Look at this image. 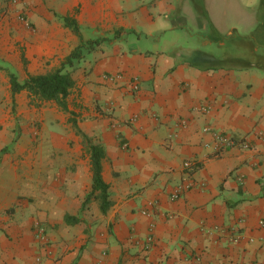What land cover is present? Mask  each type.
I'll return each mask as SVG.
<instances>
[{"label": "crops", "instance_id": "obj_1", "mask_svg": "<svg viewBox=\"0 0 264 264\" xmlns=\"http://www.w3.org/2000/svg\"><path fill=\"white\" fill-rule=\"evenodd\" d=\"M230 4L252 28L223 23ZM66 14L82 39L105 40L70 69L62 113L12 93L8 73L22 81L60 64L80 40L57 17ZM115 72L123 79L103 78ZM257 131L264 0H0V264H264ZM213 132L250 145L216 149ZM83 135L105 153L104 212L96 198L82 203Z\"/></svg>", "mask_w": 264, "mask_h": 264}, {"label": "trees", "instance_id": "obj_2", "mask_svg": "<svg viewBox=\"0 0 264 264\" xmlns=\"http://www.w3.org/2000/svg\"><path fill=\"white\" fill-rule=\"evenodd\" d=\"M62 25L75 35L80 37L69 53L63 58L60 64L49 69L44 73H27L26 77L19 81L14 72L8 73L10 90L12 93L22 89L28 92L30 103L39 105L43 101H52L60 109L67 110L66 97L74 84V78L70 74L76 62L79 61L85 53L91 51L105 37L95 39H82L78 30L76 20L71 15H58ZM23 63L25 62L22 57ZM85 145L89 153V162L91 170V187L82 201L85 204L91 198L98 200L99 210L104 212L110 205L108 197V184L102 177V160L105 156L102 145L99 142L92 141L90 137L83 135ZM65 219L76 220L77 217L65 214Z\"/></svg>", "mask_w": 264, "mask_h": 264}, {"label": "built area", "instance_id": "obj_3", "mask_svg": "<svg viewBox=\"0 0 264 264\" xmlns=\"http://www.w3.org/2000/svg\"><path fill=\"white\" fill-rule=\"evenodd\" d=\"M19 18L23 21L24 18L19 15ZM104 79L110 81V82H116L118 80L123 79V74L121 72H115V73H110L106 74L103 76ZM129 85L132 89H137V80L135 78H130L129 79ZM210 129L205 128L204 131H209ZM213 146L216 149L220 148H227V147H233V146H240L242 148H246L250 145V142L246 140L245 138H236L235 136L228 134V133H218V132H213ZM255 136L261 143L264 145V134L261 133L260 131H257L255 133ZM184 168H190L192 166V163L190 160H184L182 163ZM190 187V183L187 181L180 182L177 184L175 187H173L171 193H170V198L175 199L177 198L181 193H183L185 190H187ZM145 213V211H144ZM34 227L36 229V234L37 235H42L43 234V227L40 225L38 221L34 222ZM152 235L148 234L146 236V242L151 243L152 242ZM32 264H39V259H36Z\"/></svg>", "mask_w": 264, "mask_h": 264}, {"label": "rangeland", "instance_id": "obj_4", "mask_svg": "<svg viewBox=\"0 0 264 264\" xmlns=\"http://www.w3.org/2000/svg\"><path fill=\"white\" fill-rule=\"evenodd\" d=\"M215 5H217L216 3H215ZM220 6V5H219ZM229 8H230V12H231V15H227L224 19V21H223V23H225V25L226 26H228V24L230 25V24H233V25H235V26H237V30L238 31H242L243 30V27H244V30H245V28H247V29H250V28H252V27H249V25L248 26H242V25H240V22L238 21V19H237V17L239 16L237 13V8H236V5L235 4H230L229 5ZM247 9V8H246ZM248 11V10H247ZM215 19H217V16L216 15H212ZM103 41V40H102ZM101 41V42H102ZM45 102H47V101H45ZM54 103V102H53ZM44 104V103H43ZM55 104V103H54ZM56 105V104H55ZM56 107L60 110V111H62V113L65 111V110H62V109H60L57 105H56ZM65 117H64V122H65ZM67 121V120H66ZM36 123V125H39L40 124V122H35Z\"/></svg>", "mask_w": 264, "mask_h": 264}]
</instances>
